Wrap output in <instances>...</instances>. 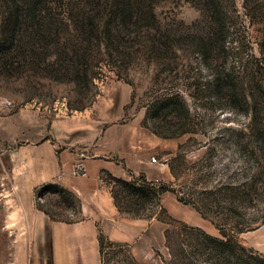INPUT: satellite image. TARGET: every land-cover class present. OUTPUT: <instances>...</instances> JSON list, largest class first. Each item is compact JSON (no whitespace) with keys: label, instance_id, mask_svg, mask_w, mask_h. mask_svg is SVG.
Returning <instances> with one entry per match:
<instances>
[{"label":"rangeland","instance_id":"rangeland-1","mask_svg":"<svg viewBox=\"0 0 264 264\" xmlns=\"http://www.w3.org/2000/svg\"><path fill=\"white\" fill-rule=\"evenodd\" d=\"M47 7L52 29L90 37L81 45L89 50L90 80L74 78L75 46H27L36 57L25 61L18 55L10 71L0 70L1 116H66L90 107L115 80L130 86L128 109L143 118L155 97L180 93L195 131L175 137L174 152L158 159L171 163L175 173L168 165V178L161 181L191 204L169 192L180 210L154 208L144 218H155L157 227L139 243L106 247L111 253L105 264H132L130 255L137 264L181 263L204 241L198 230L229 236L235 245L231 255L219 253L206 264H264V0H47ZM165 49L175 50L176 58L162 57ZM170 119L154 107L146 124L159 131L179 126ZM244 182L253 183L250 203L217 191ZM34 198L56 220H80L73 193L44 190ZM181 210L193 217L177 218ZM202 248L191 254L196 264L211 257ZM138 249L150 256L141 259Z\"/></svg>","mask_w":264,"mask_h":264},{"label":"crops","instance_id":"crops-1","mask_svg":"<svg viewBox=\"0 0 264 264\" xmlns=\"http://www.w3.org/2000/svg\"><path fill=\"white\" fill-rule=\"evenodd\" d=\"M130 98V86L114 80L90 107L66 116L0 115V264H102L99 232L113 241L139 243L155 226V218L120 213L102 180L104 172L168 178L167 163L158 159L174 152L178 142L143 126V113L128 109ZM76 164L85 175L73 173ZM47 182L77 197L80 220H51L36 207L35 189ZM174 201L169 192L161 197L162 206L180 210ZM182 211L177 218L193 217ZM138 251L141 259L150 256Z\"/></svg>","mask_w":264,"mask_h":264},{"label":"trees","instance_id":"trees-1","mask_svg":"<svg viewBox=\"0 0 264 264\" xmlns=\"http://www.w3.org/2000/svg\"><path fill=\"white\" fill-rule=\"evenodd\" d=\"M49 11L52 10L50 7H47V0H0V62H2L0 70L4 72L10 71V67L13 66L14 59L18 55L24 58L25 61H28V58H30L31 61L32 57H36L37 53L28 49L27 46L33 47L36 44L42 43L61 47H71L72 45V47L75 46V48L71 51V62L74 64L73 67L75 68L73 71L75 74L74 78L76 80H81L82 78L87 81L90 80L87 75V54L89 53V50L87 46L81 47L83 43L91 41L90 37L84 35V33L68 37L60 31L52 29V15ZM99 42L101 44L102 41L100 40ZM77 46L79 47L77 48ZM161 52L162 57L168 55L171 58H176L177 56L175 50L173 49H165ZM154 107L160 111L166 110L168 114L171 115L170 123L179 124V126L167 131H159L155 126L147 125L146 123L148 119H150V111ZM190 124L191 114L189 108L183 96L178 92H169L155 97L152 103L147 107L142 122L143 126L148 128L157 136L163 138H175L185 133H194L195 131L194 129H191ZM168 165L171 173L175 176L172 164L169 163ZM102 180L110 186V191L118 211L131 217H148L150 212L156 207H159L161 212H164L161 205V197L165 192H172L177 196L179 201L185 204H191L190 201L178 196L177 191L172 187V183H165L161 180H148L143 173L130 174L129 178H120L113 176L108 172H104L102 173ZM252 188L253 183L250 182H244L237 188L232 186L231 183H227L222 185V187H219L217 191L223 192L226 197L231 200L236 199L250 203L254 200ZM44 190L72 194L71 191L54 182H47L40 185L35 192L39 193V191ZM207 193L215 194L216 191L210 190L207 191ZM36 207L48 215L51 220L59 221L55 219L50 211L37 202ZM196 209L203 216H206L204 211L199 208ZM245 229L247 228H236L237 231H243ZM189 230L193 231L195 229ZM220 230L223 231L221 226ZM198 231L204 238V241L197 243L198 246L194 247L191 253L184 254L181 263L176 261V263L174 262L172 264H196L193 262L191 254L195 253V251L201 247H203L202 249L205 254L211 256L207 260L203 261L205 262L204 264L210 262L209 260L215 258L216 255L219 256V253H223L227 256L234 252L235 245L232 243L231 238L226 236V234H224L226 237L223 239L208 235L200 230ZM98 243L102 264H105L106 261H108L107 257L111 253L110 251H105L106 247L109 248V250H113L115 248L121 249L128 246L126 243L109 239L101 232L98 233ZM129 258V262L137 264L134 257L130 255Z\"/></svg>","mask_w":264,"mask_h":264},{"label":"built area","instance_id":"built-area-1","mask_svg":"<svg viewBox=\"0 0 264 264\" xmlns=\"http://www.w3.org/2000/svg\"><path fill=\"white\" fill-rule=\"evenodd\" d=\"M151 160L154 162L155 161V158L152 157ZM73 173L75 174H81V175H85L86 172H85V168L83 165L81 164H76L75 167H74V170H73Z\"/></svg>","mask_w":264,"mask_h":264}]
</instances>
